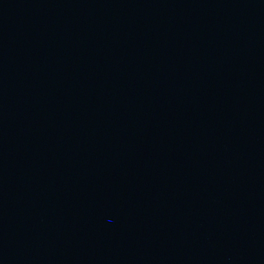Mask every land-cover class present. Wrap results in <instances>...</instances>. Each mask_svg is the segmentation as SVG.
<instances>
[{
  "label": "water",
  "instance_id": "1",
  "mask_svg": "<svg viewBox=\"0 0 264 264\" xmlns=\"http://www.w3.org/2000/svg\"><path fill=\"white\" fill-rule=\"evenodd\" d=\"M0 264H264V0H0Z\"/></svg>",
  "mask_w": 264,
  "mask_h": 264
}]
</instances>
